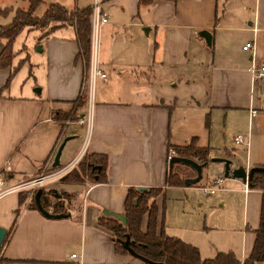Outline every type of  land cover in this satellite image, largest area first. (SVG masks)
<instances>
[{
  "label": "crops",
  "instance_id": "crops-1",
  "mask_svg": "<svg viewBox=\"0 0 264 264\" xmlns=\"http://www.w3.org/2000/svg\"><path fill=\"white\" fill-rule=\"evenodd\" d=\"M102 2L107 22L101 24V47H105L106 56L103 58L101 49L97 50V29L92 28L91 64L106 74V80L98 77L106 96L98 94L94 100L83 96V105L78 106L75 120L67 122L63 128L53 117L58 112H70L78 95L85 91L86 78L80 61H77L78 67L69 63L62 66L53 74L48 89L35 88L33 94L25 95L11 94L3 88L5 71L0 69V171L9 165L6 185L35 177L68 137L58 168L70 165L85 152L103 153L108 157L106 182L86 179L82 183H68L74 190L69 188L59 197L63 195L68 199L66 194H75L76 198L65 202L68 216L60 219L46 218L31 207L34 196H28L19 205L22 191L1 197L0 226L6 230V236L0 255L36 264H143L131 254L117 253L112 232L101 226L98 219L105 215L103 210L124 214V201L130 187H161L163 192L155 198L158 232L162 227L166 234L196 246L202 258H212L218 251H232L243 262L252 250L259 227L262 191L249 187L245 191V181L225 177L222 162H208L198 181H202L204 171L206 179L200 188L208 186L215 177L225 178L220 189L224 193L216 198L219 207L226 206L225 194L231 193L228 189L240 196V217L222 218V224L205 227L209 233L220 231L221 237L201 242L191 230L173 231L165 226L166 205L162 204L160 212L158 201L171 188L186 187L165 184L168 144L185 145L196 137L198 146L211 149L210 157L228 158L232 168L264 166V79L254 80L250 72L252 64L264 63V0H154L149 5H142L139 0ZM91 5L90 2L81 7ZM61 29L72 30L75 38L70 44L66 38L56 36ZM202 30L210 32V46L201 36ZM42 40L58 50L70 47L74 61L78 43L73 25L61 26ZM252 40L254 50H243L242 46ZM4 43V40L0 43V51ZM42 46L43 43L41 49ZM192 46L206 58L195 59L190 52ZM191 67L198 68L200 81L196 82L198 77L186 71ZM158 71H164L165 75L180 71L177 76H165L173 88L171 92L163 94L154 87L152 80L157 78ZM183 102H196L200 109L207 110L212 124L219 114L225 125L234 123L235 115L243 116L247 124L242 132L246 134L240 143L235 141L236 135L234 142L245 147V165L235 161L234 152L218 154L219 150L211 145V137L209 144L203 143L201 132L189 133L183 128L184 138L181 139L178 132L172 130V108ZM252 111H255L253 115ZM254 120L260 149L257 154L250 149ZM71 124L78 125L70 130ZM83 128L85 131L81 133ZM75 140H79V146H70L64 151ZM185 171L193 174L191 169ZM48 183L40 187L45 204H51L50 196L56 192ZM75 200H78L77 205L73 204ZM146 222L147 214L143 216V230ZM71 254L80 258L73 260ZM255 264H264V259Z\"/></svg>",
  "mask_w": 264,
  "mask_h": 264
},
{
  "label": "rangeland",
  "instance_id": "rangeland-1",
  "mask_svg": "<svg viewBox=\"0 0 264 264\" xmlns=\"http://www.w3.org/2000/svg\"><path fill=\"white\" fill-rule=\"evenodd\" d=\"M90 2L93 3V0H44L43 3L36 7L35 15L41 16L46 8L52 3H59L61 5L63 4L68 10H73L77 7H81L83 4H88ZM102 3L101 7L103 6ZM28 7V0H0V28L12 22L18 9L26 10ZM96 28L98 34L97 50L101 49V56L104 58L106 56V50L104 49V46L101 47L103 40V26L98 25V27ZM56 36L60 38H66L68 44H70L72 42V39L75 38L71 29H61L57 31ZM150 36L152 35L150 34ZM42 37H45L43 36L42 30L24 28L18 33L15 40L13 41L11 45L13 51L11 63L9 66L1 68L5 71L3 88L9 93L16 95H25L29 92L33 94L35 92V88L48 89L49 87H51V79L53 74L58 73L62 66L66 67L68 63L70 64V66L71 64L73 66L75 65V67L79 66V64L77 62H74L73 58H71L72 53L70 47L60 48L58 50L57 48H54L53 45L48 46L47 41L45 42L44 40H42ZM3 40L4 39H1L0 43L3 42ZM42 43L43 46L41 49L40 46L42 45ZM190 52L193 53L195 59L204 60L206 58L203 56L202 52L194 49L193 46L191 47ZM91 68L92 64H90V69L87 71L88 76L86 77L83 85V88L85 89V91L83 92V96L89 100H92V98L94 100V98H98L100 94L102 96H106V93L104 91L105 88L103 84L99 82L98 77L92 80L91 76H89ZM186 71H188V73L191 72L194 77H198L196 82L200 81L201 75L198 76V68L191 67L187 68ZM179 73L180 71H177L175 73L173 71L171 73H166L165 75L164 71H158V73L156 74L157 78L152 80L154 87L157 89H161V92L163 94L171 92L173 88L169 83V80L165 76H167L168 74H174L173 76H177V74ZM80 75L81 72L79 76ZM95 90L97 95H95L94 97ZM80 101L81 103H83L82 100H79L72 104L70 114L74 115V117H76L77 115V109ZM172 110L173 116L171 127L174 132H178V135L181 139L184 138L181 132L183 128L186 129V131H188L189 133L201 132L203 143L209 144V137H211V145L219 150L218 154L227 155V152H234L235 156L237 157V160L235 161L239 164L245 165V147L236 145L234 142V137L236 135L243 136L246 134L242 132V128L247 124L245 123L242 115H235L233 118L234 123L228 122L226 126L223 118L221 117V114H219L218 119L215 122L213 121V124L209 123L210 116L208 117L207 110L204 111L200 109L196 102L195 104L194 102H183L177 105L175 109L172 108ZM253 124V131L250 135V149H252L253 154H257L260 149H258L259 139L258 137H256L255 133V120ZM77 125L78 124H71L69 126V129L71 130L72 128H76ZM84 131L85 128L81 130V133H84ZM70 146H73V148H77L79 146V140L70 142L66 146L64 151H67ZM69 154L71 156L73 152ZM175 164L185 165L182 163ZM233 164H235V162H233ZM185 166H187L188 169H191V171H194L190 166ZM69 171L70 169L64 171L60 176L52 177L54 169H52L51 166H47L46 169L41 170L40 172L43 174V176L46 177V180L34 190L24 189L22 190V192L26 194L27 197H33L37 189L43 187L45 183L52 181L48 184H51L53 186L58 197L55 196V193L54 195H51V204H45V206L46 208H48V210L58 211L59 199L60 202L64 205L65 202L67 203L69 200L66 199L63 195L61 198L59 197L61 196V194H63L62 192L69 190V188L71 189V187L68 186V183H59V181L62 180L61 178L69 173ZM204 172V177L201 182L191 184L184 188H171L166 192L163 198L162 196L160 197V200L158 202L160 205V212L162 209V204L166 205L164 216L165 226L167 225L171 227L173 231H186L187 229L191 230V233L195 238L199 239L201 242H208L211 241V237H221L222 234L220 231H213L209 233L205 230V227L213 226V224H222L220 221L222 220V218L228 219L230 217H240L242 204L241 201H239V194H232V191L234 190L228 189L231 193L225 194L226 196L224 200L226 202V206L224 208L219 207L217 204L218 200L216 198L224 192L222 190H217L214 195H209L203 190V188H200L201 184H204V181L206 179V171ZM186 173L187 172L185 171L184 174ZM193 173H195V171ZM71 190H74V188H72ZM225 192L228 191L225 190ZM232 195H235L234 199ZM74 198H76V196ZM73 204L77 205L78 200H75Z\"/></svg>",
  "mask_w": 264,
  "mask_h": 264
},
{
  "label": "trees",
  "instance_id": "trees-1",
  "mask_svg": "<svg viewBox=\"0 0 264 264\" xmlns=\"http://www.w3.org/2000/svg\"><path fill=\"white\" fill-rule=\"evenodd\" d=\"M28 1L29 7L26 10L18 9L12 22L0 28V40H5L4 46L0 51V69L10 65L13 56L11 45L22 29H40L43 31V36L46 37L61 26L73 25L78 43V51L75 54L74 61L82 63L85 78L87 71L90 69L92 56V7L85 6L68 10L59 3H52L41 16H36L35 9L44 0ZM153 1L139 0V3L149 5ZM169 1L174 2L176 0ZM83 99V95L80 93L76 101H83ZM82 105L83 103L80 101L79 106ZM53 118L63 128L67 122L75 120L76 117L70 114V112H58ZM168 146L175 151V155L191 158L203 166H206L211 161V149L207 146H198L196 137H192L190 142L185 145L168 144ZM107 163L108 157L106 154L85 152L78 160L76 167L63 176L61 181L64 183H82L88 179L94 183L106 182ZM186 169H188L187 166L175 163L172 167L168 168L165 181L166 186H184L185 178L196 175V173L184 175ZM247 184L251 189L262 191V200L260 222L259 227L255 231L254 244L249 256L243 262H240L232 251H218L212 258H202L196 246L176 236L166 234L162 227L158 232L156 227L158 209L155 204V198L163 192V188L161 187L148 188L147 190L130 187L124 201L126 223L123 224L114 216L106 214L99 217L98 223L112 232L115 251L119 254H130L120 243L128 235L130 247L134 253L150 261H142L143 264H157L161 262L165 264H255L264 259V172L254 171L251 180ZM66 196L68 199H71L76 195L66 194ZM26 198L27 195L22 194L19 199V205H22ZM40 201L46 209L45 198L41 197ZM31 207L36 208L34 202L31 203ZM58 207L59 210L53 211L54 213H66V207L60 202V199ZM146 214L147 222L143 230L142 220ZM7 262L37 263L31 260L13 261L0 255V264Z\"/></svg>",
  "mask_w": 264,
  "mask_h": 264
},
{
  "label": "built area",
  "instance_id": "built-area-1",
  "mask_svg": "<svg viewBox=\"0 0 264 264\" xmlns=\"http://www.w3.org/2000/svg\"><path fill=\"white\" fill-rule=\"evenodd\" d=\"M101 3H102L101 0H93V3L91 5V7H92L91 20H92V28L93 29H97L96 27H98V25H101V24H104L107 22V16L102 11ZM254 47H255V45H254L253 40L246 42L242 46L243 50H246V51H253ZM250 72H251L254 80H263L264 79V63L259 64V65L252 64L250 67ZM89 76H91L92 80H94L95 77H100L101 79L106 80V74L97 67L91 68ZM84 82H85V80H84ZM254 113H255V111H252V115ZM87 118H89V117L87 116ZM79 122L82 123L83 120L80 119ZM235 141L239 142V143L242 142L243 141L242 136H236ZM55 152L56 151H54L50 155V157L47 159V161H45V163L42 167V170H44L47 168V166H51V168L54 169L52 177L60 176L64 171L69 170L73 165H75V163L81 158V154H80L75 158V160L70 165H67L64 168L52 167V161H53V157L55 155ZM174 154H175V151L170 148L168 150L167 159L169 160L170 157L173 156ZM9 170H10V167L7 164L0 171V198L9 194V193L22 191L24 189H33L34 190L36 187H38L40 184H42L46 180V177L43 176L42 173H40L35 177L29 178V179H24V180L20 181L19 183H16L13 185H6L5 184V178H6ZM224 179H225L224 177L213 178L211 183L208 186L204 187L203 190L207 194H214L217 190H220L223 188ZM244 190L245 191L248 190L247 182L244 183ZM70 257L73 260H78L80 258L77 254H71Z\"/></svg>",
  "mask_w": 264,
  "mask_h": 264
},
{
  "label": "water",
  "instance_id": "water-1",
  "mask_svg": "<svg viewBox=\"0 0 264 264\" xmlns=\"http://www.w3.org/2000/svg\"><path fill=\"white\" fill-rule=\"evenodd\" d=\"M200 34L202 37H204L207 45L210 46L211 45V34H210V32L207 30H202ZM68 139H69L68 137L65 138L64 141L58 146V148L55 152V155L53 157L52 167H59L60 166L59 159H60L61 151H62V148L65 144V141ZM210 160L214 161V162H222L224 164L223 174L225 177L239 178V179H242L243 181H245L247 183L249 182V180H251L254 171L264 172V166H254V167H250L249 169H246L244 167L232 168L231 167V161L228 158L211 157ZM174 163H182V164L188 165L196 173L195 176L187 177L184 179L185 186H189L190 184H195L201 179L202 168H203L202 164L196 162L195 160H193L191 158L181 157L178 155H173L170 157V159L168 160V168L172 167V165ZM139 189L147 190V188H139ZM41 194H42V190L40 188L37 189V191L34 195V204H35L37 210L44 217L50 218V219H60V218H65L66 216H68L66 213H50L49 211H47L41 204V201H40ZM55 196H58V195L55 194ZM103 213L106 215L114 216L123 224L126 223V218H125L124 214L111 213V212H108L106 210H103ZM5 236H6V230L0 226V248H1L2 242L4 241ZM120 243L134 257H137L144 262H150L148 259L139 257L134 253V251L130 247V240H129L128 235L126 236L125 240H121ZM4 264H32V263L7 262ZM157 264H165V263L161 262V263H157Z\"/></svg>",
  "mask_w": 264,
  "mask_h": 264
}]
</instances>
